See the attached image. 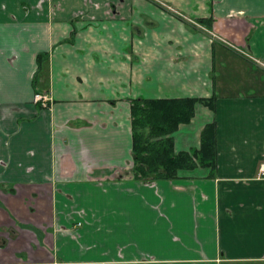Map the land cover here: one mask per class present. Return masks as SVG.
<instances>
[{"label": "crops", "instance_id": "obj_1", "mask_svg": "<svg viewBox=\"0 0 264 264\" xmlns=\"http://www.w3.org/2000/svg\"><path fill=\"white\" fill-rule=\"evenodd\" d=\"M157 1L0 0V264H264V0ZM137 97L216 98L214 177L134 178Z\"/></svg>", "mask_w": 264, "mask_h": 264}, {"label": "trees", "instance_id": "obj_2", "mask_svg": "<svg viewBox=\"0 0 264 264\" xmlns=\"http://www.w3.org/2000/svg\"><path fill=\"white\" fill-rule=\"evenodd\" d=\"M207 29L212 19L198 18ZM44 54L38 56L42 62ZM200 102L215 111L216 98H131L133 136V175L144 183L157 180L179 179L181 170L199 167L217 170V128L213 121L205 125L200 136V146L177 152L174 133L182 124L191 122L195 106Z\"/></svg>", "mask_w": 264, "mask_h": 264}, {"label": "rangeland", "instance_id": "obj_3", "mask_svg": "<svg viewBox=\"0 0 264 264\" xmlns=\"http://www.w3.org/2000/svg\"><path fill=\"white\" fill-rule=\"evenodd\" d=\"M157 1V0H156ZM157 2H159V1H157ZM163 6H165L168 10H170V11H173L174 13L173 14H175V15H178V16H180L181 18H183V19H185V21H188L189 22V24H190V22H192L193 23V25H195V27H196V29H199V30H204L203 28H206V26H204L203 24H201L197 19L196 20H194V19H192L190 16H187L186 15V17L184 16V13H181L180 11H174L173 9H172V7L171 6H166L165 4L163 5ZM196 22L200 25H197L196 24ZM207 29V28H206ZM206 32V31H205ZM261 62H264V59H262V60H260ZM260 64V63H259ZM264 67V66H263ZM230 87V93H236V92H240V91H243V90H245L246 89V87L245 86H229ZM226 90H228V88L226 89ZM230 264H232V263H230ZM234 264H259V263H255V262H241V263H234Z\"/></svg>", "mask_w": 264, "mask_h": 264}, {"label": "built area", "instance_id": "obj_4", "mask_svg": "<svg viewBox=\"0 0 264 264\" xmlns=\"http://www.w3.org/2000/svg\"><path fill=\"white\" fill-rule=\"evenodd\" d=\"M256 60V59H255ZM257 61V60H256ZM258 62L262 65V66H264V62H261L260 60H258ZM47 96H43V95H41V94H36V96H35V101H42V103L43 104H45L46 105V103H47ZM262 170H264V167H262Z\"/></svg>", "mask_w": 264, "mask_h": 264}, {"label": "flooded vegetation", "instance_id": "obj_5", "mask_svg": "<svg viewBox=\"0 0 264 264\" xmlns=\"http://www.w3.org/2000/svg\"><path fill=\"white\" fill-rule=\"evenodd\" d=\"M36 94H41V95H43V96H47L48 99H47V103H46V105L43 104L42 101H35V96H36ZM36 94L34 95V102L37 103V104H40L42 107H47V106L49 105V101H50L49 96H48L47 94H42V93H36Z\"/></svg>", "mask_w": 264, "mask_h": 264}]
</instances>
